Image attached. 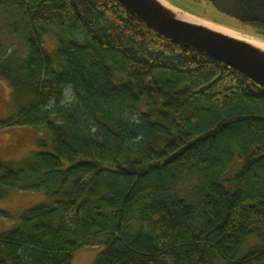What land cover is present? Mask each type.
Listing matches in <instances>:
<instances>
[{"label":"trees","instance_id":"16d2710c","mask_svg":"<svg viewBox=\"0 0 264 264\" xmlns=\"http://www.w3.org/2000/svg\"><path fill=\"white\" fill-rule=\"evenodd\" d=\"M189 1L204 11L174 5L264 39V0ZM1 29L25 48L0 40L18 106L0 126L46 130L52 151L0 161V201L48 197L0 233V264L99 244L94 264H264L263 87L117 0H0Z\"/></svg>","mask_w":264,"mask_h":264},{"label":"rangeland","instance_id":"374dc122","mask_svg":"<svg viewBox=\"0 0 264 264\" xmlns=\"http://www.w3.org/2000/svg\"><path fill=\"white\" fill-rule=\"evenodd\" d=\"M167 1L172 5L176 4L181 7L190 8L196 13L204 11V9L201 10L203 4H198V2H190L189 0ZM206 10L209 13H217L212 7H207ZM0 40H2L5 50L9 52L25 48L21 37L12 36L7 31L2 30ZM45 45L50 51L55 48V41L52 36L46 37ZM72 102V92L70 89H67L64 105L67 106ZM17 111L18 106L14 99L13 88L7 79L0 77V122L14 116ZM41 141L46 142V146H42L40 144ZM35 151H52L49 133L46 130L29 126H16L12 128L0 126V161L16 166L32 156ZM47 199L48 197L43 191L11 192L0 201V209L3 211V214L0 215V233L14 229L25 211L45 202ZM256 244V241L248 242L244 252ZM103 247V244H99L76 251L73 256V264H94Z\"/></svg>","mask_w":264,"mask_h":264},{"label":"water","instance_id":"95a60500","mask_svg":"<svg viewBox=\"0 0 264 264\" xmlns=\"http://www.w3.org/2000/svg\"><path fill=\"white\" fill-rule=\"evenodd\" d=\"M117 1L126 11L142 20L150 29L159 35H164L176 43L206 53L226 63L264 88V55L259 53L250 44L226 34L217 33L212 29H206L200 25L184 21L178 17L169 16L154 0ZM172 6L192 16L202 18L175 5ZM202 19L205 20V18ZM214 23L246 35L263 39L255 34L217 22Z\"/></svg>","mask_w":264,"mask_h":264},{"label":"bare ground","instance_id":"6f19581e","mask_svg":"<svg viewBox=\"0 0 264 264\" xmlns=\"http://www.w3.org/2000/svg\"><path fill=\"white\" fill-rule=\"evenodd\" d=\"M156 3H158L161 8L169 15V16H175L178 17L184 21L200 25L203 28L206 29H212L213 31H216L217 33H223L230 37H233L238 40H242L251 46H253L255 49L259 51V53L264 55V39H260L258 37H253L251 35H246L243 33H240L238 31L226 28L225 26L216 24L214 22H211L209 20H204L202 18L192 16L189 13H186L182 11L181 9H178L174 6H172L170 3H168L165 0H154Z\"/></svg>","mask_w":264,"mask_h":264}]
</instances>
